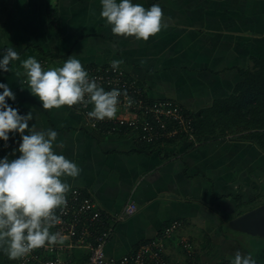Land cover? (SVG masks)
Masks as SVG:
<instances>
[{"label": "crops", "instance_id": "0c3cea01", "mask_svg": "<svg viewBox=\"0 0 264 264\" xmlns=\"http://www.w3.org/2000/svg\"><path fill=\"white\" fill-rule=\"evenodd\" d=\"M133 3L145 8L159 4L166 27L138 41L112 34L100 17V0H10L0 19V58L12 47L21 60L33 56L45 70L61 67L71 55L84 69L122 60L120 66L152 100L176 101L196 119L216 99L234 94L255 59L264 60V0ZM10 68L0 69V83L8 84L16 97L6 98L7 103L21 115L33 113L29 127L57 131L62 146L56 151L81 169L77 178H66L70 186L91 191L112 214L128 202L137 203L135 214L115 224L105 246L107 257H120L150 241L176 220L180 226L167 239L170 253H178L175 243L186 237L198 249L201 264H231L237 250L264 264V255L252 246L257 241L229 226L264 205V147L256 138L238 136L247 130L237 133L220 125L224 134L196 144L146 145L132 133L104 134L88 127L76 106L44 110L24 77L15 75L22 72L20 61ZM20 139L19 133H10L7 142L0 140V158H17ZM78 255L79 264H89L85 250ZM0 264L20 262L0 253Z\"/></svg>", "mask_w": 264, "mask_h": 264}, {"label": "clouds", "instance_id": "9594fccd", "mask_svg": "<svg viewBox=\"0 0 264 264\" xmlns=\"http://www.w3.org/2000/svg\"><path fill=\"white\" fill-rule=\"evenodd\" d=\"M100 17L111 27L117 37H134L147 41L157 35L164 23V12L159 4L145 8L133 0H100ZM20 61L22 72L30 93L39 98L44 110L69 108L75 105H92L87 112L90 119L103 121L114 119L120 104L119 89L106 91L95 79H90L81 61L68 56L61 67L42 68L33 56L21 60L12 47L5 49L0 58V69L10 72V64ZM123 63L113 60L111 68L116 70ZM0 140L7 142L9 134H20L19 156L0 158V253L9 260L18 261L36 249L63 245L65 240L59 232H52L61 223L57 211L67 206L70 184L66 178H77L81 169L78 165L56 151L57 131L38 130L30 111L19 114L7 99L15 100L8 84L0 83ZM127 97V92L123 93ZM130 106L132 100L128 99ZM28 134H25V132ZM6 146V145H5ZM231 264H257L251 253L236 251Z\"/></svg>", "mask_w": 264, "mask_h": 264}, {"label": "built area", "instance_id": "2783aa9c", "mask_svg": "<svg viewBox=\"0 0 264 264\" xmlns=\"http://www.w3.org/2000/svg\"><path fill=\"white\" fill-rule=\"evenodd\" d=\"M111 63L86 67L90 79L106 91L119 89L122 93L114 119L98 121L90 119L87 112L92 105H75L85 116L88 127L104 134L132 133L146 145L164 140L181 138L196 144V117L180 103L170 99L147 100L142 85L119 66L113 70ZM127 92V97L123 95ZM131 99L129 106L127 100ZM136 202H128L118 213H110L102 207L91 191L71 187L67 193V206L58 210L61 223L51 229L64 237L63 245L45 246L19 260L20 264H79L78 252L89 255V264H201L199 252L193 241L182 238L175 246L179 252H169L167 239L179 228L174 220L161 233L120 257H107L105 246L117 222L135 214ZM180 254V256H178Z\"/></svg>", "mask_w": 264, "mask_h": 264}, {"label": "trees", "instance_id": "16d2710c", "mask_svg": "<svg viewBox=\"0 0 264 264\" xmlns=\"http://www.w3.org/2000/svg\"><path fill=\"white\" fill-rule=\"evenodd\" d=\"M255 61L253 70L243 71L244 80L236 87L234 94L216 99L212 105L197 113L199 120L196 119L195 124L198 141L212 137L214 128L224 125L228 129L235 126L239 131L257 129L259 132L252 138H256L264 147V60ZM146 98L151 100L147 94ZM212 116L215 120L210 123ZM184 141V137H178L156 145L165 149L168 145L177 146Z\"/></svg>", "mask_w": 264, "mask_h": 264}, {"label": "water", "instance_id": "95a60500", "mask_svg": "<svg viewBox=\"0 0 264 264\" xmlns=\"http://www.w3.org/2000/svg\"><path fill=\"white\" fill-rule=\"evenodd\" d=\"M229 226L250 236L264 238V205L240 215Z\"/></svg>", "mask_w": 264, "mask_h": 264}, {"label": "rangeland", "instance_id": "374dc122", "mask_svg": "<svg viewBox=\"0 0 264 264\" xmlns=\"http://www.w3.org/2000/svg\"><path fill=\"white\" fill-rule=\"evenodd\" d=\"M10 3V0H0V19H1V23H2V14L4 12V10L7 8V6L9 5ZM199 119H197L198 121ZM214 117L212 116L210 118V123L214 122ZM237 128V127H236ZM234 126V128H230L232 131L234 132H237V133H240L239 130H237ZM224 129V127H222V129L220 128L218 130V128H214V133H217L218 135H222L224 134L222 132V130ZM236 130V131H235ZM256 132H259L257 131V129H249L247 130L245 133H241V134H238V136L240 137H244L246 139L250 138V137H253V135L256 133ZM262 132V131H261ZM246 238L249 240V241H257L256 244L254 243L252 246H255L253 247L254 251H256L257 253H260L261 255H264L263 251L261 250H264V238H261V237H254V236H250V235H246ZM262 248V249H261ZM261 249V250H259Z\"/></svg>", "mask_w": 264, "mask_h": 264}]
</instances>
